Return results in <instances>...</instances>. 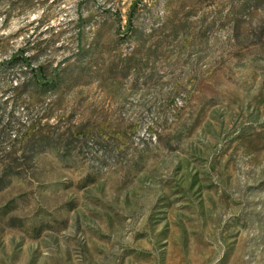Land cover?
<instances>
[{
    "label": "rangeland",
    "instance_id": "rangeland-1",
    "mask_svg": "<svg viewBox=\"0 0 264 264\" xmlns=\"http://www.w3.org/2000/svg\"><path fill=\"white\" fill-rule=\"evenodd\" d=\"M133 1L1 0L0 264H264V0Z\"/></svg>",
    "mask_w": 264,
    "mask_h": 264
},
{
    "label": "trees",
    "instance_id": "trees-1",
    "mask_svg": "<svg viewBox=\"0 0 264 264\" xmlns=\"http://www.w3.org/2000/svg\"><path fill=\"white\" fill-rule=\"evenodd\" d=\"M138 2L139 0H134L130 5V10H129V13L127 14V19H126L127 27L131 26V19H132L131 11L137 6ZM13 3L10 6H8V8L4 11V15H5L4 24L5 25L7 24V21H6L7 16L11 15L14 11L21 9L22 7H28L31 3V0H24V1L20 0V6L18 8L16 6L17 4H13ZM0 7H1V3H0ZM24 54L25 53L23 51L14 53L9 59V63L13 64L16 61H19L27 67L30 66L28 58Z\"/></svg>",
    "mask_w": 264,
    "mask_h": 264
}]
</instances>
